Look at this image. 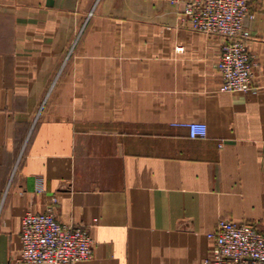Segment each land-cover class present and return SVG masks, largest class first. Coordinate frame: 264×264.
Segmentation results:
<instances>
[{"label": "crops", "instance_id": "1", "mask_svg": "<svg viewBox=\"0 0 264 264\" xmlns=\"http://www.w3.org/2000/svg\"><path fill=\"white\" fill-rule=\"evenodd\" d=\"M249 8L255 89L223 93L222 40L168 0H0V264L53 198L92 237L77 264H200L220 219L264 234V0Z\"/></svg>", "mask_w": 264, "mask_h": 264}, {"label": "built area", "instance_id": "2", "mask_svg": "<svg viewBox=\"0 0 264 264\" xmlns=\"http://www.w3.org/2000/svg\"><path fill=\"white\" fill-rule=\"evenodd\" d=\"M98 1V0H97ZM179 9L193 31L222 40L216 70L220 92L254 91V62L248 50L253 16L249 0H168ZM191 139L205 138L206 125L182 124ZM43 213L27 211L20 221L18 264H77L93 255L90 233L80 225L63 224L55 215L57 200ZM210 255L200 264H264V234L251 222L220 219L208 234Z\"/></svg>", "mask_w": 264, "mask_h": 264}]
</instances>
